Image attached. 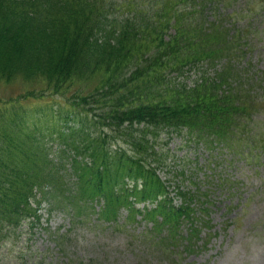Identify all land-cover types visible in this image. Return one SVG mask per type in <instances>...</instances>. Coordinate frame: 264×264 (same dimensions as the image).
Here are the masks:
<instances>
[{"label":"trees","instance_id":"obj_1","mask_svg":"<svg viewBox=\"0 0 264 264\" xmlns=\"http://www.w3.org/2000/svg\"><path fill=\"white\" fill-rule=\"evenodd\" d=\"M236 2L0 0V82L44 80L64 99L51 111L0 99V244L34 225L42 202L49 212L105 220L126 208L131 221L139 212L132 199L156 202L144 214L154 231L167 227L173 238L188 222L187 240L200 232V196L179 186L174 206L160 174L169 153L158 142L164 131H185L208 148L236 150L250 133V93L264 71L250 72L253 45L249 28L235 26ZM205 66L213 77L178 82Z\"/></svg>","mask_w":264,"mask_h":264},{"label":"rangeland","instance_id":"obj_2","mask_svg":"<svg viewBox=\"0 0 264 264\" xmlns=\"http://www.w3.org/2000/svg\"><path fill=\"white\" fill-rule=\"evenodd\" d=\"M234 6L235 26L250 31V72L260 73L264 71V0H237ZM213 70L206 66L190 70L178 82L194 85L202 74L213 77ZM261 80L258 89L250 93L252 123L240 148L208 149L191 141L185 131L170 136L164 131L160 136L158 143L169 153L160 174L169 181L173 203L182 201L176 192L179 186L200 196L193 207L201 231L191 242L187 240V222L175 233V243L170 240L169 245L167 229L152 234L151 223L141 216L129 222L126 210H121L117 222L105 223L96 215L76 218L64 210L50 213L43 204L40 223L29 230L23 227L22 234L8 237L0 245V264H264V75ZM29 92L36 98H22ZM18 98L19 108L29 111H51L53 104L57 108L64 100L50 94L44 80L0 82V99ZM51 132L45 124L41 134L48 140ZM254 140L259 147L252 150L246 144ZM120 144L127 148L123 140ZM203 207L208 208L204 216Z\"/></svg>","mask_w":264,"mask_h":264}]
</instances>
